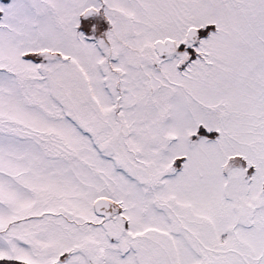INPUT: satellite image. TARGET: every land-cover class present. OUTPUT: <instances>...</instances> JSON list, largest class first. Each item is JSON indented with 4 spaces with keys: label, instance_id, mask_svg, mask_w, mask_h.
I'll list each match as a JSON object with an SVG mask.
<instances>
[{
    "label": "snow or ice",
    "instance_id": "snow-or-ice-1",
    "mask_svg": "<svg viewBox=\"0 0 264 264\" xmlns=\"http://www.w3.org/2000/svg\"><path fill=\"white\" fill-rule=\"evenodd\" d=\"M0 264H264V0H0Z\"/></svg>",
    "mask_w": 264,
    "mask_h": 264
}]
</instances>
